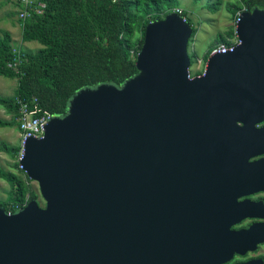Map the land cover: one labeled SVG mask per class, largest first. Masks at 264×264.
<instances>
[{
  "label": "water",
  "instance_id": "1",
  "mask_svg": "<svg viewBox=\"0 0 264 264\" xmlns=\"http://www.w3.org/2000/svg\"><path fill=\"white\" fill-rule=\"evenodd\" d=\"M193 29L177 13L149 23L135 77L79 92L26 142L21 165L44 206L0 208V264L224 262L218 223L242 211L233 191L264 190L238 185L243 166L264 172V159L248 162L264 144L244 156L239 143L264 136V10L244 12L235 50L211 53L197 76Z\"/></svg>",
  "mask_w": 264,
  "mask_h": 264
},
{
  "label": "trees",
  "instance_id": "2",
  "mask_svg": "<svg viewBox=\"0 0 264 264\" xmlns=\"http://www.w3.org/2000/svg\"><path fill=\"white\" fill-rule=\"evenodd\" d=\"M46 4L41 15L33 14L24 25L23 42H38L43 47L35 54L19 49L22 63L19 74L9 67L17 59L8 32L0 33V78L16 79L15 95H0V107L9 120L0 118V128L19 131L17 100L31 101L36 116L50 114L65 116L71 100L81 91L109 85L122 88L138 74L137 55L144 43L149 23L164 19L172 13L178 0H39ZM203 2L204 0H195ZM237 10H264V0H207L204 8L217 13L222 6ZM181 16L192 25L188 13ZM197 29H193V38ZM233 32L219 35L209 54L221 44H228ZM198 73L197 75H199ZM19 144L1 143L0 151L17 160ZM18 170V164H14ZM15 170V171H16ZM6 171L0 164V179L10 186L6 201L0 208L16 213L40 195L25 172Z\"/></svg>",
  "mask_w": 264,
  "mask_h": 264
},
{
  "label": "flooded vegetation",
  "instance_id": "3",
  "mask_svg": "<svg viewBox=\"0 0 264 264\" xmlns=\"http://www.w3.org/2000/svg\"><path fill=\"white\" fill-rule=\"evenodd\" d=\"M226 34L221 32L217 37ZM203 72L204 70L199 75H202ZM256 127L257 129L264 127V122ZM239 143L243 147L241 154L249 156L252 152L251 147L263 146L264 136L253 138V135L248 133L239 140ZM263 159L264 154H260L250 158L248 162L253 163ZM242 168L244 169L238 174L242 179L239 181V186L249 188L255 185H264V172H256L244 166ZM258 178H263V180ZM250 191L251 189L233 191L239 194L244 193L237 198V202L242 203V211L231 214V218L218 223L224 230L228 226L230 232L223 239L225 249L220 259L224 262L221 264H264V190L254 193ZM203 224L207 227L203 231L206 233L208 230H214L216 222L208 220Z\"/></svg>",
  "mask_w": 264,
  "mask_h": 264
},
{
  "label": "rangeland",
  "instance_id": "4",
  "mask_svg": "<svg viewBox=\"0 0 264 264\" xmlns=\"http://www.w3.org/2000/svg\"><path fill=\"white\" fill-rule=\"evenodd\" d=\"M206 2L207 0H204L203 2H196L195 0H178L177 4L174 6L186 11L188 13V18L191 20L192 26L198 30L196 36L193 38V42L189 43L188 47L189 55L192 60L190 70L192 76H196L198 73L205 70V55L211 51V45L216 40L215 38L217 35L221 32L234 33L232 20L237 9L233 8L228 10L225 5H223L217 13H212L204 8ZM23 47L25 52L35 54L43 46L38 42H30V48H26L25 43H23ZM17 86L18 81L16 79L0 78V95L3 97L14 96ZM0 118L9 120L11 116L7 115L6 111L0 107ZM20 141V133L15 128H0V146L3 142L10 146H16ZM0 164L6 171H14L15 173L19 172L21 176L24 177L22 172L13 168L14 164H16V160L9 157L6 152L0 151ZM31 185L40 195L38 184L32 182ZM9 191L10 186L8 183L0 179V201H6ZM38 202L41 206H44V201L41 196Z\"/></svg>",
  "mask_w": 264,
  "mask_h": 264
},
{
  "label": "built area",
  "instance_id": "5",
  "mask_svg": "<svg viewBox=\"0 0 264 264\" xmlns=\"http://www.w3.org/2000/svg\"><path fill=\"white\" fill-rule=\"evenodd\" d=\"M15 2L20 6L18 20L21 29L24 28L25 22L29 18H31L33 14L36 13L42 14L46 7L45 4L43 3H40L37 7L33 0H15ZM247 10L248 8L245 5L241 6V8L237 10L232 20L233 22L232 28L234 30V36L230 38L228 44L219 45L214 51H212V54L215 53L227 54L235 50L237 45L240 43V41L238 40V35L236 33L237 26L241 21L242 14ZM182 12L183 10L180 8H175L172 11V13H177L179 15H181ZM14 53L17 55V59L13 63L9 64V67L13 69L14 72L19 74L20 71L19 67L22 63V56L19 49L17 48H14ZM36 101L37 100L35 98L33 99V102L24 101L21 99L17 100V105L19 107L18 122H19V133H20L21 141L19 142L20 150L16 162L18 164V170L20 172H24L23 166L21 165V160L24 158L25 155L26 142L31 138H36V139L42 138L44 136L47 125L54 118L50 114L36 116L35 115L36 110L32 109V105L33 103H36ZM8 214H15V213L9 212Z\"/></svg>",
  "mask_w": 264,
  "mask_h": 264
},
{
  "label": "crops",
  "instance_id": "6",
  "mask_svg": "<svg viewBox=\"0 0 264 264\" xmlns=\"http://www.w3.org/2000/svg\"><path fill=\"white\" fill-rule=\"evenodd\" d=\"M33 1L37 7L40 3H42L39 0H33ZM19 9L20 6L15 2V0H0V33L8 32L11 35L14 47L23 49L24 48L23 43H25L27 48L29 47L30 42L22 41L23 29H21L19 25V20H18ZM36 15H41V14L36 13Z\"/></svg>",
  "mask_w": 264,
  "mask_h": 264
},
{
  "label": "clouds",
  "instance_id": "7",
  "mask_svg": "<svg viewBox=\"0 0 264 264\" xmlns=\"http://www.w3.org/2000/svg\"><path fill=\"white\" fill-rule=\"evenodd\" d=\"M214 50H215V49H214ZM214 50H213V51H214ZM211 53H212V52H211ZM211 53H210V54H211ZM210 54H209V55H210Z\"/></svg>",
  "mask_w": 264,
  "mask_h": 264
}]
</instances>
